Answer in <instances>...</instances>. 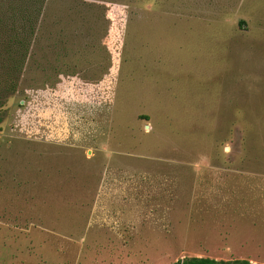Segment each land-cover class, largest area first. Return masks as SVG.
<instances>
[{"label": "rangeland", "instance_id": "374dc122", "mask_svg": "<svg viewBox=\"0 0 264 264\" xmlns=\"http://www.w3.org/2000/svg\"><path fill=\"white\" fill-rule=\"evenodd\" d=\"M180 208L148 264H264V0H0V264H108Z\"/></svg>", "mask_w": 264, "mask_h": 264}, {"label": "crops", "instance_id": "0c3cea01", "mask_svg": "<svg viewBox=\"0 0 264 264\" xmlns=\"http://www.w3.org/2000/svg\"><path fill=\"white\" fill-rule=\"evenodd\" d=\"M149 188V186H147ZM163 187V186H162ZM161 188V184L158 185V190H160ZM168 189H170L169 185L167 186L164 185V188L162 189V192L165 194L164 196H166V200L162 199L161 196L159 197H149L148 193L146 195H142V196H136L133 197L131 199H126L124 200V204H126V206H129L128 210L126 211L127 213H129V216L123 218V222L121 223V228L123 229V233L126 234L128 231V229H134L137 225L135 224L132 220L134 217L136 216H143V215H148L150 213L154 212V208L153 207H159L158 208V212L162 213H166L168 212V209H170V204L172 202V200H170V202H167V193L165 191H167ZM146 191V190H143ZM170 195V194H168ZM174 195V192H173ZM173 195L171 197H173ZM181 209V208H180ZM171 210V209H170ZM182 210V209H181ZM172 211V210H171ZM170 211V212H171ZM175 212V209L173 210V213ZM182 213H184L183 215V222L187 219H189V221L184 222V223H190L191 222V217L190 214L187 212H183L182 211H177L175 212V217L173 216V218L171 219V222L169 221V224H162V226L154 228L152 223L150 222V220L148 219V223L145 221H140L141 226H139L141 228L142 231L138 230L137 234H135V236H130L127 235L126 238L123 237V234L118 233L117 237V241L113 242L111 241V245H112V250L109 252V254L107 255V258L105 257H101L103 259H101L99 256L100 261H106V259L108 260V264H113L115 261V259L117 258V254L113 255L114 252H119L120 255H118L117 261L120 262V264H148V261L150 260V256L149 253L146 254V250L149 248V245L153 244V241L155 240H150L148 238V234L153 231L156 233V229H157V233H159V236H163L166 240L167 237H171V232L175 231V223H177L178 221L182 223ZM172 214V212H171ZM112 229L115 228V226H117L118 224H114V221H112ZM183 224V223H182ZM120 227V226H119ZM137 228H135V230L137 231ZM116 230V229H115ZM149 232V233H148ZM130 236V237H129ZM122 239L124 240H121ZM128 237V238H127ZM188 252V254L183 258H204V259H212L209 257H206L207 254L209 253V250H207L206 248H200V250H183V252ZM197 251H199L197 253ZM126 253H128L129 256L126 255V257L124 259H122V255H125ZM202 253H205L206 256L202 255ZM122 254V255H121ZM162 258V257H160ZM152 259H155L154 257H152ZM159 259V258H157ZM172 259V258H167V260ZM182 259V260H183ZM94 260V259H93ZM162 260V259H161ZM115 264V263H114Z\"/></svg>", "mask_w": 264, "mask_h": 264}, {"label": "trees", "instance_id": "16d2710c", "mask_svg": "<svg viewBox=\"0 0 264 264\" xmlns=\"http://www.w3.org/2000/svg\"><path fill=\"white\" fill-rule=\"evenodd\" d=\"M15 55H16L15 58H19V57H17L18 56L17 53ZM9 57H12V54H10ZM25 59H26V56L21 57V60H23V62L25 61ZM174 264H252V263H250L249 261H245V260H236V261L225 262V261H216L213 259H204V258H185L183 260L177 261Z\"/></svg>", "mask_w": 264, "mask_h": 264}]
</instances>
